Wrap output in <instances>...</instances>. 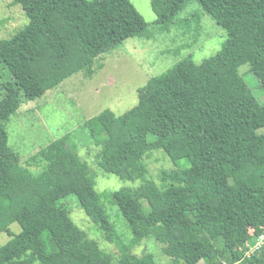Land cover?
I'll return each mask as SVG.
<instances>
[{
  "label": "trees",
  "instance_id": "1",
  "mask_svg": "<svg viewBox=\"0 0 264 264\" xmlns=\"http://www.w3.org/2000/svg\"><path fill=\"white\" fill-rule=\"evenodd\" d=\"M12 1L29 22L0 39V233L9 237L0 264H157L151 253H132L149 236L169 264H264V247L245 257L264 229V104L240 73L248 65L264 91V0H196L226 32L221 49L151 78L126 113L104 110L85 122L98 167L140 181L108 195L129 226L128 244L69 134L21 162L6 126L22 105L67 78L91 75L97 57L144 36L147 23L130 0ZM188 1L153 0L155 25L174 24ZM161 149L175 168L161 173L159 189L142 159ZM182 159L188 168L176 166ZM71 195L116 255L74 224L61 203Z\"/></svg>",
  "mask_w": 264,
  "mask_h": 264
},
{
  "label": "rangeland",
  "instance_id": "2",
  "mask_svg": "<svg viewBox=\"0 0 264 264\" xmlns=\"http://www.w3.org/2000/svg\"><path fill=\"white\" fill-rule=\"evenodd\" d=\"M152 1L130 0L147 23L144 36L129 38L115 50L97 57L91 75L79 71L42 97L22 105L6 126L8 143L22 162L33 156L31 151L44 148L53 139L69 134V146L90 166L95 189L111 223L126 244L131 239L129 226L121 217L117 206L110 202L108 195L123 187H136L140 181H122L98 167V149L92 145L90 128L84 124L104 110H110L116 116L131 110L138 103V89L145 86L151 78L188 57L195 64L202 63L214 56L227 38L226 32L201 11L196 0H190L183 6L177 13L174 24L156 26L158 14ZM28 22L20 5L14 4L12 0H0V39L11 38ZM240 73L256 99L264 104V91L257 77L249 71L248 65L241 66ZM142 164L147 169V179L159 189L163 187L161 173L175 168L162 149L147 154L142 159ZM176 166L185 169L189 167V162L182 159L177 161ZM32 171L37 173L39 168H32ZM61 203L70 209L71 220L90 239L109 253L117 254L114 246L104 240L97 225L86 216L75 196H68ZM10 230L19 233L20 227L13 224ZM8 240L5 233H0V249ZM132 253L137 257L151 253L157 264H169L162 246L151 236L136 245Z\"/></svg>",
  "mask_w": 264,
  "mask_h": 264
},
{
  "label": "built area",
  "instance_id": "3",
  "mask_svg": "<svg viewBox=\"0 0 264 264\" xmlns=\"http://www.w3.org/2000/svg\"><path fill=\"white\" fill-rule=\"evenodd\" d=\"M264 247V229L252 244H250L246 251L245 257H250L252 254L259 252Z\"/></svg>",
  "mask_w": 264,
  "mask_h": 264
},
{
  "label": "crops",
  "instance_id": "4",
  "mask_svg": "<svg viewBox=\"0 0 264 264\" xmlns=\"http://www.w3.org/2000/svg\"><path fill=\"white\" fill-rule=\"evenodd\" d=\"M24 105H25V104H24ZM10 121H11V120H10ZM58 138H60V137H58ZM58 138H56V139H58ZM56 139H53L52 141H50V143L53 142V141H55ZM50 143H49V144H50ZM49 144H48V145H49ZM48 145H46V146H48ZM44 148H45V147H44ZM41 149H43V148L35 149V151H31L30 154H33V155H34V154H37ZM31 157H32V156H31ZM21 162H22V161H21Z\"/></svg>",
  "mask_w": 264,
  "mask_h": 264
}]
</instances>
